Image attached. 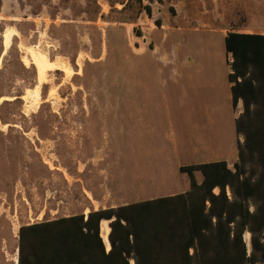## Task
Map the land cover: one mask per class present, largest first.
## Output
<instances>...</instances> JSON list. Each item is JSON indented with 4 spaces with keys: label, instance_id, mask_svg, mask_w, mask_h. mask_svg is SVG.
I'll return each mask as SVG.
<instances>
[{
    "label": "rangeland",
    "instance_id": "obj_1",
    "mask_svg": "<svg viewBox=\"0 0 264 264\" xmlns=\"http://www.w3.org/2000/svg\"><path fill=\"white\" fill-rule=\"evenodd\" d=\"M121 2L0 0V264H18L21 227L80 215L95 198L134 193L143 183L140 140L123 132L122 89L139 81V67L155 65L141 51L150 33L141 6L164 2L132 0L124 11ZM257 9L261 30L264 6ZM236 17L221 35L249 30L237 25L251 20ZM214 45L209 50L222 55L224 40ZM33 53L56 68L40 76Z\"/></svg>",
    "mask_w": 264,
    "mask_h": 264
},
{
    "label": "trees",
    "instance_id": "obj_2",
    "mask_svg": "<svg viewBox=\"0 0 264 264\" xmlns=\"http://www.w3.org/2000/svg\"><path fill=\"white\" fill-rule=\"evenodd\" d=\"M131 1L122 0L121 11ZM141 9L151 16L150 6ZM225 46L234 57L233 103L244 107L235 169L225 161L182 167L191 180L186 194L23 226L18 264H264V35L231 32ZM114 217L106 253L100 222Z\"/></svg>",
    "mask_w": 264,
    "mask_h": 264
},
{
    "label": "crops",
    "instance_id": "obj_3",
    "mask_svg": "<svg viewBox=\"0 0 264 264\" xmlns=\"http://www.w3.org/2000/svg\"><path fill=\"white\" fill-rule=\"evenodd\" d=\"M165 1L150 4L151 16H141L144 23L148 20L150 30L142 37L141 51L155 65L139 67V81L122 89L123 132L140 140L135 153L142 164L143 183L139 182L134 193L95 198L92 203L97 206L81 213L86 218L90 211L186 194L191 180L182 167L225 161L233 170L238 162V144L243 137L237 134L235 123L244 107L241 99L236 107L233 103L231 53L226 46L222 55L210 51L209 46L225 42L231 32L264 35V24L260 25L263 29H255L258 24L253 21L257 6H264V0H219L216 8L189 0ZM236 16L251 20L249 26L237 25L249 30L229 29L221 35V26L227 22L234 25L239 19ZM170 169L176 173L175 180L166 173ZM148 172L152 173V183L146 182ZM194 177L202 183L200 171H194ZM114 220L100 222L106 253L111 250L110 224ZM247 235L250 244L249 232L244 240ZM129 263L135 264L133 259Z\"/></svg>",
    "mask_w": 264,
    "mask_h": 264
},
{
    "label": "bare ground",
    "instance_id": "obj_4",
    "mask_svg": "<svg viewBox=\"0 0 264 264\" xmlns=\"http://www.w3.org/2000/svg\"><path fill=\"white\" fill-rule=\"evenodd\" d=\"M33 58L34 65L37 67L40 76H42L45 71L56 68V64L53 61H50L46 55L33 53ZM66 70L68 71V69ZM104 229L106 230V227Z\"/></svg>",
    "mask_w": 264,
    "mask_h": 264
},
{
    "label": "built area",
    "instance_id": "obj_5",
    "mask_svg": "<svg viewBox=\"0 0 264 264\" xmlns=\"http://www.w3.org/2000/svg\"><path fill=\"white\" fill-rule=\"evenodd\" d=\"M229 62L231 63V64H233V62H234V57H233V55H232V53L230 54V57H229Z\"/></svg>",
    "mask_w": 264,
    "mask_h": 264
}]
</instances>
